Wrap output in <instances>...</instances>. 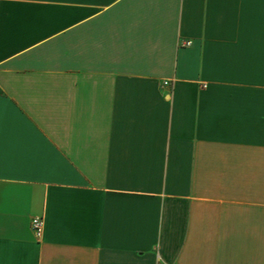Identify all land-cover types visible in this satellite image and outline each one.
Returning <instances> with one entry per match:
<instances>
[{
	"label": "crops",
	"instance_id": "crops-1",
	"mask_svg": "<svg viewBox=\"0 0 264 264\" xmlns=\"http://www.w3.org/2000/svg\"><path fill=\"white\" fill-rule=\"evenodd\" d=\"M0 264H264V0H0Z\"/></svg>",
	"mask_w": 264,
	"mask_h": 264
},
{
	"label": "built area",
	"instance_id": "built-area-1",
	"mask_svg": "<svg viewBox=\"0 0 264 264\" xmlns=\"http://www.w3.org/2000/svg\"><path fill=\"white\" fill-rule=\"evenodd\" d=\"M192 44L191 41H187L183 44V46H190ZM172 83V80H165L164 86L169 87ZM31 226L36 236L40 238L44 231V221L42 218H34L31 222Z\"/></svg>",
	"mask_w": 264,
	"mask_h": 264
}]
</instances>
